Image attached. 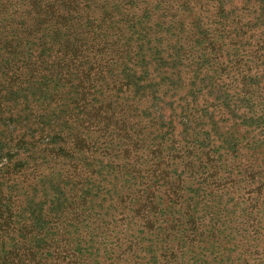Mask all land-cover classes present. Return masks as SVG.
<instances>
[{
  "label": "trees",
  "instance_id": "16d2710c",
  "mask_svg": "<svg viewBox=\"0 0 264 264\" xmlns=\"http://www.w3.org/2000/svg\"><path fill=\"white\" fill-rule=\"evenodd\" d=\"M189 53L196 65L231 55L220 77L230 68L256 100L264 0H0V264H188L193 249L190 264H217L220 211L264 249L254 118L221 125L222 138L210 126L200 147L205 123L175 132L172 112L186 101L165 87ZM179 57L183 70L163 65ZM239 191L243 210L230 206Z\"/></svg>",
  "mask_w": 264,
  "mask_h": 264
},
{
  "label": "rangeland",
  "instance_id": "374dc122",
  "mask_svg": "<svg viewBox=\"0 0 264 264\" xmlns=\"http://www.w3.org/2000/svg\"><path fill=\"white\" fill-rule=\"evenodd\" d=\"M204 27L205 26L201 27V31L205 35L208 34L207 36L210 38V36L212 35V30H210V32L208 33L206 32L207 27ZM196 41L200 40L196 39ZM180 45L181 43L178 45V47ZM190 50L191 48L187 51L190 52ZM223 51L225 50L223 49L222 52ZM193 53L196 54L195 50H193ZM185 57L188 58V62L184 65L187 76L184 74L185 72H182V74H180L179 76H177L176 74L175 78L169 80L171 85H169L168 83L165 87L168 92L171 93L170 95H172L173 93H177L179 99L183 98L186 101L185 103H183L184 101H182L180 102V104H178L180 100H177V102L169 101V106L173 104V107H175V105L178 104L172 112V115L175 114V116L171 118L174 119V126L177 125V131L175 132H181V130L184 129L182 127L183 122L185 126L186 122L189 125L188 121L190 120L195 126L196 121L197 123L198 121H200L199 123H205L204 132H202L201 137L197 138V147H200L203 144L202 141L205 140L206 135L209 132L210 126H213V128L215 129L214 134H218V136L222 138L227 135V129L220 128L221 125L226 126L229 125L228 122L231 123L234 121H241L245 118H242L243 116H247L250 113V116L248 115L246 119H248L249 117L254 118V122L252 123L253 126L250 128L251 135L249 137L251 139V142L253 141V144L255 145L264 143V112L261 110V114H256L258 108L264 109V106L261 105L264 99V92H258L256 94V100L242 95L238 83H232L234 82V79L232 78L233 73H229L230 68H227L228 71L224 74L223 77H220L223 62H226V58H230L231 55H226L225 53L223 54V59L214 58V60H209V58H203L201 61L200 59H196L197 61H199L197 65L195 64L192 53L185 55ZM179 59L180 57L172 61L173 58H170L165 60L164 63L162 60L161 62L167 67H173V69L175 70L177 68L183 70V68L181 67H176L180 63L178 62ZM191 65L195 67V70L193 72L189 70V67ZM226 65L227 67H231L233 66V62L229 60V63H226ZM180 69H178L176 72L181 73ZM228 75H230L231 78H228ZM181 77L186 78L183 81ZM166 92L167 91L164 90L163 93ZM187 99L189 100L187 101ZM205 99H208L209 101L205 102ZM165 106L166 103L161 106L158 105L159 113H162L161 111H163V108H165ZM215 115L218 116L215 117ZM208 117H213V120L216 119L219 120V122L213 123L214 125H208L210 123ZM215 131H218V133H215ZM187 135L188 134L186 133L183 136ZM181 145L182 143H179L178 147ZM205 145H207V142L205 143ZM245 185V181L240 183V187H244ZM190 188L192 187H189V189ZM186 192L187 195H191L190 191ZM246 199L247 197L243 195V192L239 191L234 198L231 197L230 206L233 208L235 207V209L243 210L244 208H246ZM220 212L224 216L223 222H226V228H228V230L225 232V237H222L220 241L221 244L222 242H224L227 248L225 251L217 250L213 253V257L222 255L221 257L216 259L218 261L216 263L223 264L225 261H223L222 263V258H226L228 249H231L233 251V256L231 260H228L230 264H264V249L256 247V243H258L257 241H253V239H247L248 235L251 232V229H249V225L244 223L239 215H237V219H235V216H228L225 212ZM262 226H264V223H262L261 227ZM164 229L165 226H158V229L156 230V234L159 240H161L162 235L165 233ZM228 237L230 238V240L228 239ZM174 238H176L175 240L177 243V234H175ZM244 241H246L247 243L245 242L244 244ZM153 243L154 241L149 236L146 244V248L148 251L152 252L156 250V247L152 246ZM235 244L238 246V249ZM192 252H195V255L192 254ZM196 252L197 251L195 249L190 251V258H187L188 264H190L191 258L193 256H196L197 253L200 252V250H198L197 253ZM151 256L153 257V259H155V261L158 260L154 252H152ZM158 263L162 264L160 260H158ZM225 264L228 263L225 262Z\"/></svg>",
  "mask_w": 264,
  "mask_h": 264
}]
</instances>
